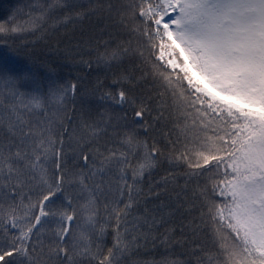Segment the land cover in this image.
Returning <instances> with one entry per match:
<instances>
[{"label": "snow or ice", "instance_id": "snow-or-ice-1", "mask_svg": "<svg viewBox=\"0 0 264 264\" xmlns=\"http://www.w3.org/2000/svg\"><path fill=\"white\" fill-rule=\"evenodd\" d=\"M26 8L0 19V264H264V0ZM85 17L56 67L17 60Z\"/></svg>", "mask_w": 264, "mask_h": 264}, {"label": "trees", "instance_id": "trees-1", "mask_svg": "<svg viewBox=\"0 0 264 264\" xmlns=\"http://www.w3.org/2000/svg\"><path fill=\"white\" fill-rule=\"evenodd\" d=\"M35 2V0H0V19L11 14L13 8L17 10V18L23 19V12L27 11L26 5ZM88 18L84 20L72 22L69 21L61 28H56L54 31L51 28H42L38 33L28 32L15 37V42L19 43L21 47L16 54L19 61L27 62L28 60L36 61L37 71L43 74L46 71L45 63L56 67L57 64L62 63L58 56V50L62 49L64 44L69 43V37L78 35L81 26H88ZM4 37L0 36V52L3 51ZM64 71L63 67L60 69ZM144 258L151 257L152 253L144 250Z\"/></svg>", "mask_w": 264, "mask_h": 264}]
</instances>
